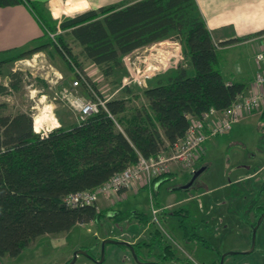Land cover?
I'll return each instance as SVG.
<instances>
[{
	"label": "trees",
	"instance_id": "16d2710c",
	"mask_svg": "<svg viewBox=\"0 0 264 264\" xmlns=\"http://www.w3.org/2000/svg\"><path fill=\"white\" fill-rule=\"evenodd\" d=\"M22 1L31 8L36 6L32 0H0V6ZM34 13L42 24L43 34L53 32L55 36L1 59L0 74L4 65L53 44L71 69L74 64L80 65L82 55L105 77L116 75L121 93L106 98L105 107L92 115L70 124L60 122L46 134L34 130L29 111L6 113L2 109L5 103L0 102V255H17L44 233L67 231L77 223H100L103 217L118 215L119 209L99 208L98 200L73 206L66 204L64 197L97 187L116 172L137 163L140 156L171 153L189 125V114L200 116L210 107L223 110L247 88V82L224 76L218 65L217 46L248 38L253 33L215 42L196 0H123L64 14L58 20L42 10L34 9ZM172 36L180 38L182 61L156 75L154 81L148 79L142 88L121 83L127 74L123 61L126 54ZM68 37L80 45L78 53ZM7 74L8 82L0 83V93L22 86L21 70L9 69ZM89 88L88 93L97 90L95 84ZM141 95L146 103L136 104L133 98ZM261 114L264 115V108ZM171 173L164 171L150 185H142L151 190L155 182ZM125 189L121 187L106 196L120 195ZM150 200L148 212L132 211V217L144 226L152 218L151 203L160 207L153 198ZM183 210L187 215L188 210L183 208L172 212L182 214ZM262 211L264 202L257 205L250 231ZM160 234L156 228L153 237ZM185 235L188 237L187 232ZM112 237L119 239L116 234ZM192 237L210 247L202 235L194 233ZM134 238L126 240L133 245L137 257L145 259L138 250L152 242ZM118 244L128 246L124 242ZM160 248L162 252L158 255L162 258H175L169 243L161 244Z\"/></svg>",
	"mask_w": 264,
	"mask_h": 264
},
{
	"label": "rangeland",
	"instance_id": "374dc122",
	"mask_svg": "<svg viewBox=\"0 0 264 264\" xmlns=\"http://www.w3.org/2000/svg\"><path fill=\"white\" fill-rule=\"evenodd\" d=\"M55 5L59 11L57 18L52 14L54 6L48 2L45 4V13L57 20L64 14H74L86 9L67 11L65 1H57ZM39 8L37 4L31 9L33 12L34 9L41 11ZM25 27L26 30L34 27L39 37L27 39L20 45L18 41L11 45V38L3 40L5 32L2 30L0 59L6 54L18 53L52 40L55 36L53 32L44 35L38 24ZM68 40L74 52L78 53L80 45L71 37ZM9 45L15 47L1 50ZM249 47V44H241L240 41L217 46L218 65L225 77L241 81L250 78L253 73L251 67L255 65L257 68L258 62L248 56ZM182 59V43L178 36L139 47L123 57L126 76L128 80H132L127 83L122 78L121 83L142 88L148 79L154 81L156 75L175 66ZM79 61L80 65L74 64L71 69L54 45L47 44L38 51L4 65L0 83L8 82L9 69L21 70L24 80L19 90L0 93V102L5 103L3 111L15 113L27 110L33 116L36 129L42 123L46 128L51 123H56L55 118L58 123L64 124L79 119L78 108L65 97L67 91L72 90L85 99L120 95V82H117L116 75L105 77L95 64L82 55H79ZM75 79L78 80L77 84L73 82ZM248 81L250 83H247L245 91L252 85L251 80ZM93 84L97 86V92L88 93L89 85ZM133 99L139 105L146 103L142 95ZM201 148L204 155L195 160L193 169L183 162L171 160L169 165L173 169L172 173L160 180L161 183L155 182L151 190L147 185L138 183L134 185L136 189L121 196L111 195L109 199L113 203L110 207L119 209L118 215L103 217L100 223H77L67 231L44 233L33 239L17 255H0V264H64L79 247L89 248L95 256L101 257L102 238L112 237L113 234L119 240L134 236L135 240L146 239L147 242H152L147 244L148 247L138 250L141 258L152 262L160 257L170 264H212L215 261L218 263L220 253H225L222 264H264V217L257 227L256 241L250 250V222L255 219L257 205L264 202V189L261 190L264 185V115L261 110L243 114L229 130L205 138ZM171 153L164 152L161 155ZM201 167L204 168L195 174V170ZM151 198L160 207L155 214L151 213L149 225L144 226L132 217V211L148 212ZM179 208L187 209L188 214H185V210L182 214L172 212ZM156 228L161 234L153 237ZM185 232L188 237L184 236ZM194 233L202 235L210 243V247L204 246L198 238H193ZM167 243L175 253V258L170 260L158 255L162 252L160 245ZM72 264L143 263L133 256L128 246L106 242L101 261L78 253Z\"/></svg>",
	"mask_w": 264,
	"mask_h": 264
},
{
	"label": "built area",
	"instance_id": "2783aa9c",
	"mask_svg": "<svg viewBox=\"0 0 264 264\" xmlns=\"http://www.w3.org/2000/svg\"><path fill=\"white\" fill-rule=\"evenodd\" d=\"M255 60L258 62V66L251 87L223 110L210 107L202 112L200 116L189 114V125L184 135L174 143L170 155L159 154L157 157L150 158L140 156L137 163L116 172L97 187L67 194L64 197L65 203L73 206L94 203L98 200L99 195H110L121 187H127L137 181L150 185L156 175L169 169L168 165L171 160L183 162L193 169L195 160L203 153L201 144L205 138L229 130L233 123L243 117V114L263 109L264 44L257 49ZM123 79L127 83L132 80H128L127 76ZM143 80L146 81L145 78ZM77 81L75 79L74 84H77ZM144 85H146V82ZM65 97L78 108L79 118L90 116L97 112L100 107H105L106 98L85 99L74 94L72 90L67 91ZM56 120L55 118L56 123H51L49 127L45 128L44 123H42L38 129L34 128V130L46 134L50 128L59 124ZM157 211H159V208L151 203V213L155 214Z\"/></svg>",
	"mask_w": 264,
	"mask_h": 264
},
{
	"label": "crops",
	"instance_id": "0c3cea01",
	"mask_svg": "<svg viewBox=\"0 0 264 264\" xmlns=\"http://www.w3.org/2000/svg\"><path fill=\"white\" fill-rule=\"evenodd\" d=\"M38 4L40 9L45 12L47 7L45 4L48 2L54 6L52 11L53 17L57 18L59 11L55 3L58 1L66 2L67 11H73L81 8H97L102 4L116 3L123 0H32ZM106 1V2H105ZM201 10L207 26L212 32L215 42L224 41L232 37L242 36L245 34L253 33L250 37L236 40L230 43L241 42V44H249L248 56L255 58L257 49L264 44V0H196ZM108 2V3H107ZM35 24L42 27L41 22L36 14L32 11L31 6L25 2H19L11 5L0 6V35L3 30L5 34L4 41L9 38L12 39L11 45L18 41V45L25 43V41L35 39L38 36L37 30L32 27ZM24 26V27H23ZM25 26H30L26 30ZM43 29V27H42ZM261 30V31H260ZM59 31V29L57 30ZM44 32V31H43ZM10 36V37H9ZM42 36V35H41ZM28 39V40H27ZM252 43V44H251ZM224 44V45H228ZM35 46V45H34ZM222 46V45H218ZM9 47L4 46L1 50H6ZM13 54H6L1 59L12 56ZM0 59V60H1ZM253 73L248 80L251 83L254 81L255 73L257 71L255 65L251 67ZM242 73V72H241ZM231 78V77H229ZM248 80L247 83L249 82ZM253 80V81H252ZM250 83V82H249ZM246 92V91H245ZM204 155V151H203ZM169 171L172 172L171 166L168 165ZM141 184L140 182H133L121 192L124 194L129 190L136 189L134 185ZM110 196L100 195L98 197L97 205L99 208H107L113 203Z\"/></svg>",
	"mask_w": 264,
	"mask_h": 264
},
{
	"label": "water",
	"instance_id": "95a60500",
	"mask_svg": "<svg viewBox=\"0 0 264 264\" xmlns=\"http://www.w3.org/2000/svg\"><path fill=\"white\" fill-rule=\"evenodd\" d=\"M204 167H201L200 169L198 170H195V174L199 173ZM264 217V211H262L259 216L257 217V220L255 222V224L252 226V231H251V248L250 250L254 247V244H255V241H256V230H257V227L259 226V224L261 223L262 219ZM106 242H114V243H121V242H124L125 244L128 245V247L131 249L132 253H133V256L141 263L143 264H156V262H152V261H143L141 259H139L135 253V250H134V247L133 245L131 244V242H129L128 240H119V239H115V238H112V237H105L103 240H102V248H101V257L98 259V261H101L103 259V256H104V246H105V243ZM78 253H84L90 257H92V255L87 252L85 249L83 248H78L74 251L73 253V257L68 261L67 264H72L75 259H76V256ZM225 256V253H222L221 254V257H220V263L219 264H222V259L223 257Z\"/></svg>",
	"mask_w": 264,
	"mask_h": 264
},
{
	"label": "flooded vegetation",
	"instance_id": "af4514ba",
	"mask_svg": "<svg viewBox=\"0 0 264 264\" xmlns=\"http://www.w3.org/2000/svg\"><path fill=\"white\" fill-rule=\"evenodd\" d=\"M104 239V238H103ZM102 239V240H103ZM102 242V241H101ZM79 248H82V247H79ZM84 249V248H83ZM85 250H86V248H85ZM90 250V249H89ZM87 251V250H86ZM87 252H89L91 255H92V257H90V256H88V257H90V258H92V259H94V260H98L100 257H98V256H95L93 253H92V251L90 250V251H87ZM86 255V254H85ZM141 260H143V261H147L146 259H141ZM154 262H156V264H170V263H168L165 259L164 260H160V259H158L157 261H154ZM68 262H65L64 264H67Z\"/></svg>",
	"mask_w": 264,
	"mask_h": 264
},
{
	"label": "bare ground",
	"instance_id": "6f19581e",
	"mask_svg": "<svg viewBox=\"0 0 264 264\" xmlns=\"http://www.w3.org/2000/svg\"><path fill=\"white\" fill-rule=\"evenodd\" d=\"M40 116V115H39ZM42 116V115H41Z\"/></svg>",
	"mask_w": 264,
	"mask_h": 264
}]
</instances>
